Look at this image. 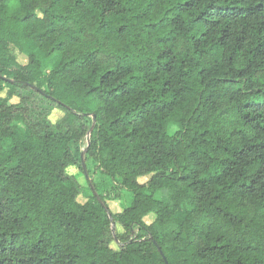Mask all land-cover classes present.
I'll list each match as a JSON object with an SVG mask.
<instances>
[{
  "label": "trees",
  "instance_id": "1",
  "mask_svg": "<svg viewBox=\"0 0 264 264\" xmlns=\"http://www.w3.org/2000/svg\"><path fill=\"white\" fill-rule=\"evenodd\" d=\"M4 88L90 123L0 97V264H264V0H0ZM89 133L118 213L67 172Z\"/></svg>",
  "mask_w": 264,
  "mask_h": 264
},
{
  "label": "rangeland",
  "instance_id": "2",
  "mask_svg": "<svg viewBox=\"0 0 264 264\" xmlns=\"http://www.w3.org/2000/svg\"><path fill=\"white\" fill-rule=\"evenodd\" d=\"M35 48V44L32 41H29L22 53L18 56L19 62L23 64L28 63L29 56L32 52H34ZM59 60L60 55L54 54L51 58H49V60L44 62L43 69L45 71L51 70L59 63ZM12 91L13 92L10 93L8 88H4L0 91V97L10 98L11 103H21L25 108H27L26 121L32 125L38 124L40 127L50 125L56 129H75L79 131L82 123H90V119L76 120V118L65 114L64 110L56 107V105H53V103L46 99L42 94L35 93L30 89L16 88ZM176 129L177 127L172 125L170 127L171 133H173ZM89 140L90 133L87 135L86 140L72 143V148L76 155L81 159L84 157L89 177L86 176L85 170L83 171L79 165H70L67 168V172L81 185L82 194L79 198L80 201H85L86 197H94V192L89 184V182H93L99 189L100 194L107 198L106 204H108L110 212L118 213L131 204L133 195L127 189H121L120 199L114 198V188L111 186L112 182L94 169L91 157H89L86 154L87 152H85V144L88 143ZM149 179L150 176H144L139 180L144 183ZM155 217V214L151 213L144 219L149 224L154 221ZM112 229H114V227H112ZM118 230H120L119 227ZM112 247L117 248L118 243L113 241Z\"/></svg>",
  "mask_w": 264,
  "mask_h": 264
},
{
  "label": "water",
  "instance_id": "3",
  "mask_svg": "<svg viewBox=\"0 0 264 264\" xmlns=\"http://www.w3.org/2000/svg\"><path fill=\"white\" fill-rule=\"evenodd\" d=\"M93 119H94V122L96 121V116L94 115L93 116ZM90 146V140L88 141V147ZM85 152H86V150H85ZM82 164H83V168H84V170H85V174H86V176L87 177H89V174H88V171H87V166H86V163H85V161H84V157L82 158ZM102 203H103V201H101ZM105 206V205H104ZM105 208L106 209H108L107 208V206H105Z\"/></svg>",
  "mask_w": 264,
  "mask_h": 264
}]
</instances>
